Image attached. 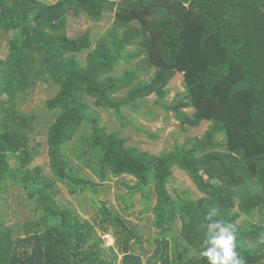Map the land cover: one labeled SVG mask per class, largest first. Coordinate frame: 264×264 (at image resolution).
I'll list each match as a JSON object with an SVG mask.
<instances>
[{"label":"trees","instance_id":"obj_1","mask_svg":"<svg viewBox=\"0 0 264 264\" xmlns=\"http://www.w3.org/2000/svg\"><path fill=\"white\" fill-rule=\"evenodd\" d=\"M177 3L190 8L181 22L167 12ZM107 12L117 14L111 45L91 50L89 34L67 35L71 13L99 22ZM0 30L22 31L20 40L12 41L0 88L11 104L38 81L60 85L48 103L50 111L59 112L48 131L54 180L30 167L33 118L16 109L0 113V196L11 182L39 215L22 228V236L6 227L0 210V264H146L133 247L135 239L141 241L136 227L104 207V223H115L122 232L117 234L119 250L108 249L95 227L56 201V181L73 194L97 193L101 186L74 172L71 155L102 182L131 176L148 201L156 196L153 210L161 238L147 264H209L201 255L208 238L205 217L217 207V219L238 224V250L247 264H264V244L258 243L264 233V0H0ZM138 44L139 53L126 54ZM89 50L82 66L78 55ZM144 57L155 71L149 81L137 83L135 72L112 78L123 62ZM177 75L183 76L188 95L165 107L167 88ZM125 89L128 95L118 97ZM152 96L183 129L210 123L209 132L154 156L129 147L127 139L103 125L99 109L123 116L125 109L138 111ZM189 110L194 114L185 113ZM85 128L86 145L69 155V146ZM11 157L18 158L14 166ZM175 168L188 172L205 196L173 198L168 184Z\"/></svg>","mask_w":264,"mask_h":264},{"label":"rangeland","instance_id":"obj_2","mask_svg":"<svg viewBox=\"0 0 264 264\" xmlns=\"http://www.w3.org/2000/svg\"><path fill=\"white\" fill-rule=\"evenodd\" d=\"M46 4H54L60 0H39ZM189 6V5H188ZM117 14L107 12L102 21H90L87 14L80 16L70 14L67 35L70 38L83 37L90 35L92 48L95 50L103 43L112 44V32L117 28ZM123 32V30H121ZM22 37V31L6 33L0 30V88L4 81V72L8 69V61L12 49V41ZM22 43H20V46ZM86 51L78 55L79 64L86 66L88 53ZM142 50L140 45L131 46L126 54H137ZM127 72H135L138 75V82H147L154 75L155 71L150 69L145 62V57L133 61L131 64L123 62L112 74V78H122ZM60 91V85L56 82L38 81L30 90L20 93L15 105L9 102L10 96L3 93L0 89V113L16 109L21 115L29 120L33 118V132L31 134V151L33 153V163L31 168L39 167L42 170V177L56 179L50 167L48 131L50 125L56 120L59 112L50 111L48 103L56 98ZM130 89L123 90L118 97L124 98ZM168 97L165 100V107L182 101L186 93L184 78L177 75L167 88ZM90 107L98 110L95 103L89 102ZM190 115L193 110L186 111ZM99 114L103 117V125L110 133H118L127 139L128 146L138 148L139 151L149 153L154 156H161L170 153L175 146H182L198 138H204L211 128L210 123H205L200 129L188 127L183 129L181 122L173 113H168L157 105V97L152 96L140 104V109H125L123 116L116 115L114 112H105L99 109ZM1 120V119H0ZM88 129L80 131L76 140L69 146V155L78 145L84 144ZM222 141V138H219ZM70 162L75 169V173L82 178L89 179L101 184L99 191L78 192L73 194L70 187L56 181L55 189L58 191L56 201L62 207L73 209L77 216L92 227L106 240V247L116 248L121 236V226L108 222L104 223V207H107L115 216L120 217L129 226L136 227L141 241L135 239V252L144 257L147 262L153 258L157 250V240L161 237V230L158 227L154 206L156 196L153 195L148 201L142 191L137 190V180L131 176L113 177L110 176L107 182H102L98 174L90 166L82 163L76 156H70ZM18 158L11 157V162L16 165ZM44 179L42 180V182ZM168 190L173 198H189L193 200L201 199L205 194L199 189L193 178L188 172L179 168L174 169V173L168 184ZM0 210L2 219L6 221V227L18 230L19 234L25 236L24 226L39 219L35 214L34 206H30L20 187L14 186L11 182L7 184L0 196ZM258 219V217H257ZM256 221V220H255ZM181 226V223H179ZM109 230L108 232H105ZM123 257H121L122 261Z\"/></svg>","mask_w":264,"mask_h":264},{"label":"clouds","instance_id":"obj_3","mask_svg":"<svg viewBox=\"0 0 264 264\" xmlns=\"http://www.w3.org/2000/svg\"><path fill=\"white\" fill-rule=\"evenodd\" d=\"M219 215L217 207L205 217L208 238L204 241L201 255L209 264H247V259L238 250V224L217 219ZM258 243L264 244V233L260 234Z\"/></svg>","mask_w":264,"mask_h":264},{"label":"water","instance_id":"obj_4","mask_svg":"<svg viewBox=\"0 0 264 264\" xmlns=\"http://www.w3.org/2000/svg\"><path fill=\"white\" fill-rule=\"evenodd\" d=\"M190 10L188 5L184 3H177L173 7L168 8L167 12L169 16H173L178 22H181L184 14Z\"/></svg>","mask_w":264,"mask_h":264}]
</instances>
